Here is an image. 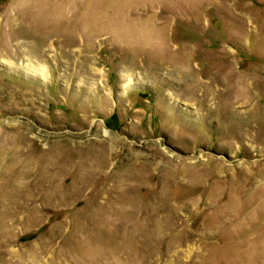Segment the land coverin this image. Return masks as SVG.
I'll list each match as a JSON object with an SVG mask.
<instances>
[{
  "label": "rangeland",
  "instance_id": "obj_1",
  "mask_svg": "<svg viewBox=\"0 0 264 264\" xmlns=\"http://www.w3.org/2000/svg\"><path fill=\"white\" fill-rule=\"evenodd\" d=\"M0 264H264V0H0Z\"/></svg>",
  "mask_w": 264,
  "mask_h": 264
},
{
  "label": "bare ground",
  "instance_id": "obj_2",
  "mask_svg": "<svg viewBox=\"0 0 264 264\" xmlns=\"http://www.w3.org/2000/svg\"><path fill=\"white\" fill-rule=\"evenodd\" d=\"M106 2H107V4H109L111 2V0H104V5H106ZM104 7H106V6H104Z\"/></svg>",
  "mask_w": 264,
  "mask_h": 264
}]
</instances>
